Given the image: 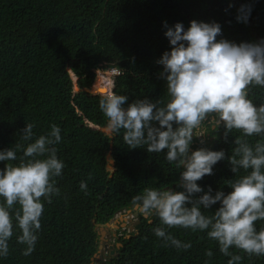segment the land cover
<instances>
[{"label":"trees","instance_id":"obj_1","mask_svg":"<svg viewBox=\"0 0 264 264\" xmlns=\"http://www.w3.org/2000/svg\"><path fill=\"white\" fill-rule=\"evenodd\" d=\"M241 5L251 8L247 23L236 20ZM192 20L218 22L221 34L216 39L254 43L264 38V0H0V149L19 140L25 123L35 125L36 135L56 124L62 137L57 155L65 164L56 178L59 195L44 204L33 252L22 254L25 245L16 242V230L0 264H91L99 250L98 228L120 211L133 210L134 196L145 187L175 185L173 191L181 190L177 183L183 169L169 164L163 150L129 149L122 129L111 138L84 126L85 119L101 127L107 120L98 106L101 95L85 90L99 70L118 68L114 92L127 97L125 107L138 99L166 102L162 65L156 63L170 50L162 22L169 27L181 22L187 28ZM68 68L78 79L79 92H74ZM99 84L98 78L94 91H112V79L103 76ZM249 97L255 105L264 103V88L252 86ZM223 131L220 127L210 132L207 142L194 138L189 149L224 150L225 158L213 166L212 174L197 181L213 193L231 191L225 181L235 176L227 158L241 133L233 130L223 137ZM257 139L248 138L250 143ZM111 151L113 170L107 160ZM5 163L0 162V169ZM80 181L86 182L87 194L79 188ZM150 219L138 215L135 231L119 238L122 247L106 264H227L229 257L205 232L168 229L175 238L191 242L190 248L177 249L154 235L159 220ZM256 225L264 226V221ZM230 251L242 256L240 264H264V256Z\"/></svg>","mask_w":264,"mask_h":264},{"label":"clouds","instance_id":"obj_2","mask_svg":"<svg viewBox=\"0 0 264 264\" xmlns=\"http://www.w3.org/2000/svg\"><path fill=\"white\" fill-rule=\"evenodd\" d=\"M237 12V22L247 23L251 8L241 5ZM162 26L170 50L164 51L156 63L162 65L159 75L166 81V102L138 99L125 107L127 97L114 92L113 81L112 91L102 93L98 106L107 118L109 130H123L122 139L129 149L143 146L151 153L163 150L169 164L183 169L177 183L181 190L145 187L143 194L133 197L134 209L119 214L135 212L133 219L138 224L137 215L149 219V223L152 216L157 217L159 225L152 229L154 235L165 246L177 249L186 250L191 242L175 238L168 229L178 226L205 232L217 243L219 252L229 257L227 264H240L242 260L230 249L248 256H264V226L256 225L264 221V103L255 105L249 97L252 86L264 88V38L239 44L216 39L221 26L214 21L192 20L187 28L181 22L171 27L162 22ZM110 69L120 74V69ZM72 78L78 82L74 75ZM34 127L31 122L25 123L19 140L0 149V162H7L0 169V258L8 255L9 240L16 230V242L25 245L22 254L33 252L44 204L51 203V198L60 192L56 178L62 175L65 164L57 155L56 145L62 139L61 129L50 124L49 131L36 135ZM220 127L224 129L223 137L233 130L241 133L234 139L235 147L227 158L235 174L232 180L225 181L231 189L228 193H213L210 186L205 190L197 184L225 158L224 150H189L194 138ZM252 136L259 139L250 143L248 138ZM79 188L87 194L85 181H80ZM199 193L202 194L195 195ZM216 204L219 206L213 212L206 211ZM120 237L114 238L112 244H104L100 264L117 255L122 247L118 246ZM108 250L111 255L105 253ZM205 254L212 255L211 251ZM96 260L98 264L99 258Z\"/></svg>","mask_w":264,"mask_h":264},{"label":"rangeland","instance_id":"obj_3","mask_svg":"<svg viewBox=\"0 0 264 264\" xmlns=\"http://www.w3.org/2000/svg\"><path fill=\"white\" fill-rule=\"evenodd\" d=\"M103 76L112 79V81H114L115 77L117 76V74L113 71V69H108L106 71L103 70H99L97 73V78L96 80L99 78V85L102 84L103 81ZM96 80L94 82H96ZM94 82L91 84V88H90V93L92 94H102L99 89L98 90H93V84ZM74 90L75 92L79 91V87L77 86V81L76 79H74ZM208 135H205L203 137H200L199 139L201 140H205L204 142H207ZM135 211V210H134ZM134 213L135 212H124L122 214H118L110 223L109 225L106 226H101L103 228H106V230H104V232L101 231L100 227L98 228V231L101 233H104V236L102 237V239L100 238V246H102V250L100 249L99 252L97 253L96 257L94 258V260L92 261V264H95V260L99 258V262L98 264L101 263L102 259V255H100L101 253H103V246L105 243L108 244H112L114 242V238L119 237V236H128L130 235V233L134 230L135 224L137 223V221L134 218ZM127 231H124V230ZM106 233V234H105ZM115 247V244H114Z\"/></svg>","mask_w":264,"mask_h":264},{"label":"water","instance_id":"obj_4","mask_svg":"<svg viewBox=\"0 0 264 264\" xmlns=\"http://www.w3.org/2000/svg\"><path fill=\"white\" fill-rule=\"evenodd\" d=\"M68 71H69L70 74H72V71L70 70V68H68ZM72 76H73V74H72ZM113 85H114V83H113ZM100 95H102V94H100ZM84 126L90 128V129H92V130L100 131V132L103 133L104 135H106V136H108V137H111V138H113L114 135H115V132H112V131L109 130L106 126H102V127H101V126L95 125V124L91 123L90 121H88L87 119L84 120ZM107 160H108V169H109V170H113V169H114V166H115V161H114L113 156H112V151L108 154V156H107ZM172 188L174 189V188H175V185H174ZM137 216H138V215H137ZM111 221H112V220H111ZM111 221H110V222H111ZM137 224H138V223H137ZM108 225H109V223H108L106 226H108ZM100 229H101L102 232H104V228H103V227H101ZM103 236H104V233H101V232H100V237H101V239H102ZM118 246L121 247L122 245L119 244ZM100 248H101V246H100ZM103 264H104V263H103Z\"/></svg>","mask_w":264,"mask_h":264},{"label":"flooded vegetation","instance_id":"obj_5","mask_svg":"<svg viewBox=\"0 0 264 264\" xmlns=\"http://www.w3.org/2000/svg\"><path fill=\"white\" fill-rule=\"evenodd\" d=\"M105 246H107V245H105ZM105 253H107V254H110V255H111L112 251H111V250H108V251H105ZM105 253H104V255H105ZM96 261H98V260H96Z\"/></svg>","mask_w":264,"mask_h":264},{"label":"bare ground","instance_id":"obj_6","mask_svg":"<svg viewBox=\"0 0 264 264\" xmlns=\"http://www.w3.org/2000/svg\"><path fill=\"white\" fill-rule=\"evenodd\" d=\"M75 79V78H74Z\"/></svg>","mask_w":264,"mask_h":264}]
</instances>
